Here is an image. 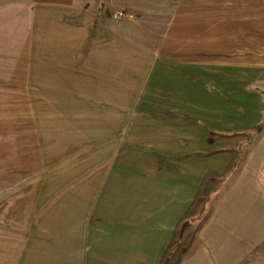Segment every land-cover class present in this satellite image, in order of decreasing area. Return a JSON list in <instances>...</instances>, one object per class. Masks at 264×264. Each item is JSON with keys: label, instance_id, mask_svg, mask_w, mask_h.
Wrapping results in <instances>:
<instances>
[{"label": "crops", "instance_id": "obj_1", "mask_svg": "<svg viewBox=\"0 0 264 264\" xmlns=\"http://www.w3.org/2000/svg\"><path fill=\"white\" fill-rule=\"evenodd\" d=\"M0 27L44 87L30 115L0 92V264H165L201 186L156 182L159 152L186 158L200 76L264 90V0H0ZM179 264H264V136Z\"/></svg>", "mask_w": 264, "mask_h": 264}, {"label": "rangeland", "instance_id": "obj_2", "mask_svg": "<svg viewBox=\"0 0 264 264\" xmlns=\"http://www.w3.org/2000/svg\"><path fill=\"white\" fill-rule=\"evenodd\" d=\"M118 11L127 15L116 18L115 13ZM118 11L113 13L115 21L131 20L134 17L127 11ZM24 32L26 31L20 28L0 27V92L3 94L4 90L8 91L6 88H12L14 106H16L13 112L16 115L35 113V109L30 106L20 108L21 105L23 106L21 100L26 96L29 97L28 100L36 99L38 94L36 88H44L38 83L36 63L32 62L30 65L26 60H20L22 49L20 40ZM251 80H253L252 84L248 78L238 79L235 86L232 83L231 88H227L223 82L217 84L211 77L200 76V122L195 121L196 125L200 126H197L192 141H186L188 146L183 147L182 152L186 158H180V154L174 153L175 150L171 154L159 150V153L164 154H157L161 162L159 167L164 172L158 170L156 182L165 185L164 176L167 171L168 177L172 178L174 195L183 199L184 197L192 199L196 172L200 170V216L189 220L188 229L192 231L209 210L213 198L222 191L231 178L238 160L256 137L254 130L264 120V90L255 83L254 78ZM24 88H29L33 92L24 93L26 92ZM165 128L172 129L169 126ZM172 130L173 137L181 136L177 142L184 145L183 139L190 136L189 130L187 132L184 129ZM229 134L232 136H228ZM162 135L167 136V133L162 132ZM246 136L250 138L248 144L243 141ZM162 138V142L167 144L166 138ZM218 178L222 179L218 181ZM217 181L220 185L215 186ZM180 234L179 230L178 235Z\"/></svg>", "mask_w": 264, "mask_h": 264}, {"label": "trees", "instance_id": "obj_3", "mask_svg": "<svg viewBox=\"0 0 264 264\" xmlns=\"http://www.w3.org/2000/svg\"><path fill=\"white\" fill-rule=\"evenodd\" d=\"M263 125H260L257 127L256 131V137L253 140L251 144L247 147L245 150L244 154L236 164V168L232 173V176L230 178L229 183L220 191L216 196L213 198V201L209 207V210L207 213L204 215V217L197 223L195 230L190 233L184 242L180 245H178L173 253L167 257L166 263L165 264H179L181 259L185 256V254L188 251L189 246L191 245L192 241L195 239L196 235L204 228V226L208 223V221L211 219V216L213 214L215 205L218 203V201L222 198L224 193L227 191L228 187L231 185V183L240 175L248 156L250 155L252 149L259 143V141L262 139L264 136V131H263Z\"/></svg>", "mask_w": 264, "mask_h": 264}, {"label": "built area", "instance_id": "obj_4", "mask_svg": "<svg viewBox=\"0 0 264 264\" xmlns=\"http://www.w3.org/2000/svg\"><path fill=\"white\" fill-rule=\"evenodd\" d=\"M126 15H127L126 13L121 12V11H120V12L118 11V12L115 13V17H116V18L124 17V16H126Z\"/></svg>", "mask_w": 264, "mask_h": 264}]
</instances>
